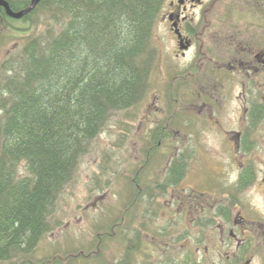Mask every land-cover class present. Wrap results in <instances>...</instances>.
Masks as SVG:
<instances>
[{"label":"rangeland","instance_id":"obj_1","mask_svg":"<svg viewBox=\"0 0 264 264\" xmlns=\"http://www.w3.org/2000/svg\"><path fill=\"white\" fill-rule=\"evenodd\" d=\"M169 1L163 0L153 30L152 44L157 50V57L151 71L148 92L136 106L113 114L104 129L92 140L88 151L79 161L74 179L64 187L57 199L54 215L58 224L38 242L34 251L36 258L57 254L58 262H62L59 264H65L64 259H61L63 255L60 254L69 252L76 245L80 254L83 251V256L88 259L78 258L79 251L75 250L76 253L65 255L67 264H85L82 262L86 260L89 264H125L129 253L128 240L125 237L115 238L120 230L129 238L135 232L133 228L139 229L138 241L142 243L149 240L157 229L162 228L163 217L166 218L152 206L165 208V203L170 202L171 198H181L179 194L185 191L189 195L193 193L190 200L199 208L204 205L210 211L224 201L228 192L231 198L237 174L248 166L254 170L255 179L237 196L241 215L246 220L255 221H245L251 229V235L245 238V255L247 258L254 254L251 264H264V246L260 243L264 234V113L254 127L249 125V111L253 101L259 102L264 97V78L259 81L260 85L256 81H246L242 86L238 77H223L221 72L217 73L221 78L212 82L206 78L211 75L209 71H213L209 70V64L205 65L206 69L202 72L204 82L195 80L194 83L190 82L191 87L188 83H180L184 75L186 78L190 77L198 63L191 70L189 61L194 56L193 50L185 58L174 56L173 36L162 16L169 10ZM230 2L231 0H214V4L209 7L208 1L206 7H203L200 26L203 28L214 25L215 17L210 18L222 14L223 6ZM235 4L236 2L231 6ZM235 8L238 7L235 5ZM51 11L41 8L28 21L13 22L10 25L16 32L10 27L0 28V79L6 75L1 68L6 56L18 52L29 37H43L49 30H58V20ZM222 27L220 23L216 25L212 30L213 34L223 30L220 29ZM214 37L216 36L213 35L212 44L218 45ZM199 43L201 45L206 41L202 39ZM206 81L212 82L211 87L215 89L211 97L201 98L197 93L202 91ZM174 82L178 83L174 85ZM172 83L173 88L179 87L181 95L169 94V84ZM247 128V140L244 142ZM152 143L155 144L154 147L149 146ZM175 154H183L186 159L185 174L179 185L162 194L156 192L153 198L142 195L143 191L138 195V190L146 186V183L162 182L161 177ZM146 157L149 158V163L142 172L138 164ZM23 166L21 164L19 167L21 174L26 172ZM138 174L144 182H135L134 175ZM183 194L181 196L185 198ZM137 202L139 205L135 220L138 222L132 224L129 223L133 218L128 209L135 208ZM238 207L232 209L233 215ZM183 217L185 222L188 220L190 223L189 216ZM144 218L147 220L148 234L139 226ZM217 223H220L219 219L215 220V224ZM110 224L112 227L109 229ZM127 227L130 230H126ZM107 228L110 230L108 234ZM167 230L165 229L166 234ZM98 235L110 237L101 244L103 238ZM217 235L219 236L218 233ZM94 240H97L95 248ZM138 241L136 240L137 243ZM217 244L216 237L212 241L201 243L198 246L197 264L218 263L219 259L215 254ZM228 244L229 249L223 248L222 251L225 258L227 255L232 257L237 243L229 240ZM150 246L153 249L155 245ZM152 260L154 259L150 258ZM244 262L245 258H242L238 264Z\"/></svg>","mask_w":264,"mask_h":264},{"label":"trees","instance_id":"obj_2","mask_svg":"<svg viewBox=\"0 0 264 264\" xmlns=\"http://www.w3.org/2000/svg\"><path fill=\"white\" fill-rule=\"evenodd\" d=\"M7 1L13 11L29 3ZM162 3L163 0H40L19 19L7 16L0 6V28L13 30L10 24L28 21L41 8L52 10L59 25L57 31L49 30L46 36L29 37L18 52L6 56L1 63L6 75L0 79V264L62 263L57 254L36 258L34 251L42 237L57 226V199L74 179L92 140L113 114L136 106L148 92L157 57L152 36ZM181 79L180 83L191 87L195 77L184 75ZM172 85L169 84V94L179 96V87ZM263 113L264 99L253 101L249 125L254 127ZM247 133L248 128L244 142ZM185 162L183 154L172 156L162 182L146 183L138 195L143 191L142 195L153 198L156 192L162 194L169 186L175 187L185 174ZM148 163V157L142 159L140 171L146 170ZM21 164L26 170L23 174L19 172ZM134 177L135 182H144L139 174ZM254 179L251 167L242 169L239 189ZM123 234L120 230L115 238L129 241L128 253L132 245L137 247L140 235L138 230L129 238ZM98 237L103 238L102 244L110 236ZM73 247L60 254L65 264V255L76 251L80 254L79 248ZM82 252L78 258L88 259ZM82 263L89 264L87 260Z\"/></svg>","mask_w":264,"mask_h":264},{"label":"flooded vegetation","instance_id":"obj_3","mask_svg":"<svg viewBox=\"0 0 264 264\" xmlns=\"http://www.w3.org/2000/svg\"><path fill=\"white\" fill-rule=\"evenodd\" d=\"M208 1L210 3L209 7H211L214 0ZM207 2L206 0L169 1V10L165 11L162 16L169 25L173 36L174 56L185 58L187 53L193 50L194 56L189 61V67L192 70L193 66L195 67V64L198 63L196 70L191 74L196 81L204 82L202 72L210 64L209 70L213 71H209L211 75L206 76L209 81H217L221 78L217 73L222 72L223 77H238L237 80L241 82L242 86L245 85L246 81H256L255 83L260 85L259 81L264 78V22H261V19L264 18V0H231L229 4L223 6L222 14L219 13L210 18L214 19L215 17L214 25L202 28L200 25L202 24L203 7H206ZM234 2H236L235 5L238 8H235V5L231 6ZM219 23L221 27V24L224 25L220 28L223 30L213 34V28ZM199 34H201V37ZM213 35L216 36L214 41L220 45L212 44ZM202 39L206 43L200 45L199 40ZM203 57L205 60L202 61ZM209 81L203 83L205 85L202 86V91L198 92L197 96L201 98L212 96L215 88L212 89V82ZM208 87H211V89ZM240 173L241 171L237 174L234 182L233 196L230 198V192H228L224 201L218 203L210 211L208 210L210 208H205L204 205H200L199 208L190 200L193 193L189 195L186 194V191L181 192V195L184 193L185 198H182L179 194L181 198H171L170 202L164 204L165 208L163 206L157 208L153 203L152 207L161 215L166 216V218L163 217L164 224L161 229H157L149 237V240L140 243V237L138 238L137 247H133V245L130 247L127 264H197L198 246L205 241H212L214 237L217 238L219 243L215 248V254L219 262L214 264H238L242 258H245L243 264H251L254 254H250L247 258L245 255V238L251 235V229L245 221H255L253 219L246 220L241 215V209L238 207L237 196L243 190L239 189ZM172 189H175V187L169 186L168 190ZM182 189L184 190V188ZM183 199H186V201ZM237 207V212L233 215L231 211ZM137 208H134L131 212L132 224L135 221L138 222V220H135ZM183 216H189L190 223H188V220L185 222L182 219ZM216 219H219L220 223L215 224ZM139 226L142 230H145V234H148V224L145 218L141 220ZM133 229L135 231V228ZM133 229L132 232H134ZM165 229H169L167 234ZM216 233L219 234L218 237ZM227 240L228 242L232 240L237 243L234 247L235 253L231 258L228 255L225 258L222 254L224 253L222 252L223 248L229 249ZM260 243L264 246V234L260 239ZM150 245L155 246L152 249ZM241 253H243V256ZM150 258L154 260L150 261Z\"/></svg>","mask_w":264,"mask_h":264},{"label":"water","instance_id":"obj_4","mask_svg":"<svg viewBox=\"0 0 264 264\" xmlns=\"http://www.w3.org/2000/svg\"><path fill=\"white\" fill-rule=\"evenodd\" d=\"M40 2V0H29V3L27 6L24 8L18 10V11H13L8 4L7 0H0V6L4 8L5 13L7 16L15 19L21 18L23 15L26 13L30 12L35 8V6ZM178 33V31H177ZM179 34V33H178ZM186 47V46H185Z\"/></svg>","mask_w":264,"mask_h":264}]
</instances>
